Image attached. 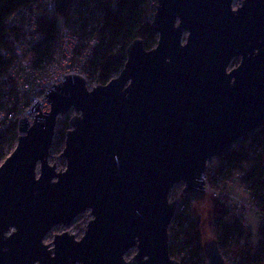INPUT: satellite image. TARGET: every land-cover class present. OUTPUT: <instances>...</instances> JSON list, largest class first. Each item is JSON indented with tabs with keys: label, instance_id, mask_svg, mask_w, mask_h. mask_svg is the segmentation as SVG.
Instances as JSON below:
<instances>
[{
	"label": "water",
	"instance_id": "1",
	"mask_svg": "<svg viewBox=\"0 0 264 264\" xmlns=\"http://www.w3.org/2000/svg\"><path fill=\"white\" fill-rule=\"evenodd\" d=\"M234 1L158 0L153 49L133 41L123 70L92 92L67 76L47 92V116L35 103L34 126L20 121L24 135L0 165V264H179L172 189L204 199L207 163L264 129V0L236 11ZM72 110L58 171L48 161L57 119ZM88 211L80 240L64 232L45 244ZM204 251L227 264L217 240Z\"/></svg>",
	"mask_w": 264,
	"mask_h": 264
},
{
	"label": "built area",
	"instance_id": "2",
	"mask_svg": "<svg viewBox=\"0 0 264 264\" xmlns=\"http://www.w3.org/2000/svg\"><path fill=\"white\" fill-rule=\"evenodd\" d=\"M77 2L69 12L68 21L65 17L59 19L55 36L48 45L45 43V34L39 31L40 15H54L56 12L55 0H39L38 3L21 6L12 11L5 20L4 39L7 47L1 53L8 63V67L6 72L0 76V133L13 125L16 126V144L18 138L24 135V132L19 131L20 121L26 118L29 124L27 129H29L34 126L35 116L40 114V112L33 113L30 110L37 101L42 104L39 107L42 115L47 116L49 114L46 113L51 112L52 103L48 102L46 96L53 85H60L67 81V76L76 75L86 81L88 92H92L97 86H104L90 69V63L100 44L97 32L103 27V14L96 11L95 8V13L89 12V7H84ZM236 2L237 0L233 3L234 11L238 10L243 3L235 6ZM149 6L152 9L155 8L153 20L157 5L153 0H150ZM92 14L96 16L99 23L91 20L89 22ZM84 22L87 23L86 29H83ZM38 51L46 52L47 57L40 59ZM75 115V111L72 110L67 116L58 117L56 136L61 124L65 121L68 122L66 133L71 129L69 121ZM245 140L239 142L233 152L237 151ZM226 158L207 163L206 171L201 175L202 181H204L202 187L205 189V196L209 195L215 201L223 203L232 216L240 219L246 229L251 230L246 221L247 216L249 214L259 216L260 227L264 223V210L259 207L257 200L248 191L247 185L242 180L247 171L253 167L252 163H241V165L235 166ZM234 187L247 194L246 202L232 198L230 189ZM184 188V183L177 184L172 189L169 198L170 203L180 199L176 215L168 230L169 247L181 246L172 259L179 264H208L204 250L202 254L205 257L204 261H200L196 254L191 255L189 249L181 251L180 240L183 235L179 232L182 227L186 230L193 218L196 217L192 210V217L186 218L190 211L189 208L192 209L195 201L183 193ZM84 214L91 215L90 211ZM87 227L88 225L85 230ZM257 233L258 230L255 234L252 232L255 238L258 236ZM178 234L180 240L176 238ZM186 253L188 254L185 258ZM224 258L227 264H239L240 262L239 258H234L231 254Z\"/></svg>",
	"mask_w": 264,
	"mask_h": 264
},
{
	"label": "trees",
	"instance_id": "3",
	"mask_svg": "<svg viewBox=\"0 0 264 264\" xmlns=\"http://www.w3.org/2000/svg\"><path fill=\"white\" fill-rule=\"evenodd\" d=\"M55 1L56 12L54 15H40L39 31L45 34L47 45L55 36L59 19L65 17L67 21L69 20V12L75 2L78 1V4L89 7V12L95 13V9L102 12L103 27L97 32L100 44L90 63V69L103 85L118 76L123 70L127 60L126 49L133 41L143 40L147 50L153 49L157 44L158 35L152 30V17L155 8L152 9L149 6L150 0ZM38 2L39 0H0V76L6 72L8 67V63L1 53L7 47L4 39L6 18L15 9ZM90 20L98 21L94 14L89 18V22ZM86 27L87 23L84 22L83 29ZM38 56L43 59L47 57V54L38 51ZM67 129L68 122L65 121L57 132L56 142H64ZM15 131L16 126L13 125L0 133V165L16 146ZM226 159L235 166L241 165V163H252L253 167L247 171L242 180L247 185L248 191L257 200L259 207L264 210V129L258 132L254 138L246 139L241 143L240 148ZM189 210L186 218L192 217V209L189 208ZM212 225L215 240L218 241L223 256L231 254L234 258H239V264H264V223L259 227L258 236L255 238L251 230L244 228L240 219L232 216L223 203L214 200ZM179 234L183 235L181 240ZM179 234L176 238L182 245L181 251L189 249L191 255L196 254L200 261H204L205 257L202 255L204 240L199 217L193 218L186 230L182 227ZM180 247L175 245L170 247L171 257H175ZM187 254H185V258Z\"/></svg>",
	"mask_w": 264,
	"mask_h": 264
},
{
	"label": "rangeland",
	"instance_id": "4",
	"mask_svg": "<svg viewBox=\"0 0 264 264\" xmlns=\"http://www.w3.org/2000/svg\"><path fill=\"white\" fill-rule=\"evenodd\" d=\"M155 4L157 5V0H153ZM244 0H237L235 6H238L241 4ZM240 59L235 60L232 65L230 66V69L236 68L238 64L240 63ZM65 148V140L64 142H56V137L54 141V146L50 152V158H49V164L54 165L57 167L58 171L66 169V160L62 159L60 156ZM231 196L234 200L246 202V193L236 187L230 189ZM213 201L209 195L205 196L204 199L200 201H195L192 205V210L194 212L195 216H198L201 223V234L204 240V244L208 241L215 240V233L214 228L212 225V215H213ZM92 220L91 215L84 214L78 219L75 220L73 224L70 226L64 227V226H56L51 233L48 235V237L45 239V244L51 245L54 241V236L57 234H61L64 232H68L71 235H74L77 240L81 239L84 233L86 232V226L88 223ZM247 224L252 230V232L255 234L258 230V227L260 225V217L257 215L249 214L247 216ZM136 253V249L131 250L127 255L126 259L130 260Z\"/></svg>",
	"mask_w": 264,
	"mask_h": 264
}]
</instances>
